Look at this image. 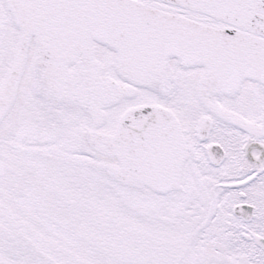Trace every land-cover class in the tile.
Instances as JSON below:
<instances>
[{
    "label": "snow or ice",
    "instance_id": "6c2138e0",
    "mask_svg": "<svg viewBox=\"0 0 264 264\" xmlns=\"http://www.w3.org/2000/svg\"><path fill=\"white\" fill-rule=\"evenodd\" d=\"M0 264H264V0H0Z\"/></svg>",
    "mask_w": 264,
    "mask_h": 264
}]
</instances>
